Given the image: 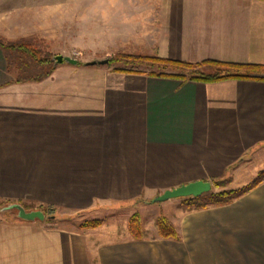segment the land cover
I'll list each match as a JSON object with an SVG mask.
<instances>
[{
	"label": "crops",
	"instance_id": "1",
	"mask_svg": "<svg viewBox=\"0 0 264 264\" xmlns=\"http://www.w3.org/2000/svg\"><path fill=\"white\" fill-rule=\"evenodd\" d=\"M156 17L159 57L264 65V0H158ZM3 18L0 35H23ZM95 60L17 82L0 47V264H264V181L195 211L181 240L110 247L96 228L57 219L224 178L264 146V80H180ZM11 204L54 218L25 220Z\"/></svg>",
	"mask_w": 264,
	"mask_h": 264
},
{
	"label": "rangeland",
	"instance_id": "2",
	"mask_svg": "<svg viewBox=\"0 0 264 264\" xmlns=\"http://www.w3.org/2000/svg\"><path fill=\"white\" fill-rule=\"evenodd\" d=\"M157 2L158 0H0V17L4 16L6 27H11L15 32H23V35H11L12 39L2 35L0 38L27 40L33 47L49 52L52 57L60 54L84 62L94 56L98 60H112L105 64L110 69L149 74L153 70L158 71V68H155L152 61H144L135 56H158L151 52L153 44L148 39V35L153 34L157 28ZM117 57H121V60H115ZM246 158L249 161L243 167L225 176L232 178L228 188L243 187L264 171V146L248 153ZM156 195L143 196L128 203L109 202L93 210L75 213L59 211L57 214L54 211V214L57 219L82 229H95L83 225L101 220L102 224L91 233L95 240L107 243L110 247V243L120 239H135L129 226L130 219L134 216L142 224L144 239L181 240L186 233L192 234L190 224L200 221L195 212L199 210L188 211L183 204V197L153 203L152 199ZM161 217H165L175 227L179 239L159 236L156 224ZM184 226H187L186 232H183Z\"/></svg>",
	"mask_w": 264,
	"mask_h": 264
},
{
	"label": "trees",
	"instance_id": "3",
	"mask_svg": "<svg viewBox=\"0 0 264 264\" xmlns=\"http://www.w3.org/2000/svg\"><path fill=\"white\" fill-rule=\"evenodd\" d=\"M0 47L7 59L8 71L15 76V81H39L49 76L54 69V62L49 52L33 47L27 40H3L0 38ZM124 56V55H120ZM125 57V56H124ZM131 57V56H127ZM141 60L152 61L158 71L149 73L152 76L171 77L180 80H195L215 82L225 79H254L264 80V65L254 63H239L232 61L202 60L200 62H187L163 58L159 56H135ZM115 60L120 61L121 57ZM112 61V60H109ZM153 66V67H154ZM168 70L178 71L175 73ZM264 181V171L249 184L234 189L228 188L232 183L231 177H224L212 181L213 188L210 192L198 197H183V204L188 211L203 210L214 206L228 205L239 199L242 195L257 187ZM217 189V190H214ZM48 218H54L51 209L45 210ZM102 224L101 220L87 222L83 227L96 228ZM159 236L162 238L179 239L175 227L165 217L157 221ZM130 231L137 240L144 239L142 224L137 216L130 219Z\"/></svg>",
	"mask_w": 264,
	"mask_h": 264
},
{
	"label": "water",
	"instance_id": "4",
	"mask_svg": "<svg viewBox=\"0 0 264 264\" xmlns=\"http://www.w3.org/2000/svg\"><path fill=\"white\" fill-rule=\"evenodd\" d=\"M52 61L54 62V65H57L59 63L67 62L70 64H77L78 60L74 57L70 56H63V55H54L52 58ZM109 62L108 59H102V60H95L88 64H107ZM213 184L211 181H205V180H196L192 181L186 184H181L177 187L167 189L163 193L156 195L153 199V203L166 201L171 198H181V197H198L205 193H208L212 190ZM7 208L10 209H16L18 211V216L25 219V220H35L45 219V213L42 210H32L27 211L22 205L20 204H11Z\"/></svg>",
	"mask_w": 264,
	"mask_h": 264
}]
</instances>
